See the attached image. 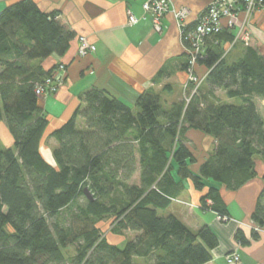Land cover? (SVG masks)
<instances>
[{"label": "trees", "instance_id": "obj_1", "mask_svg": "<svg viewBox=\"0 0 264 264\" xmlns=\"http://www.w3.org/2000/svg\"><path fill=\"white\" fill-rule=\"evenodd\" d=\"M261 1L257 11H264ZM58 16L42 12L32 0H18L0 12V122L12 139V147L0 149V264L209 263L218 240L208 227L193 232L163 213L184 181L197 191L210 181L214 186L200 197V208L229 219L219 187L237 191L256 176L254 159L264 161V123L253 102L264 101V57L247 48L227 65L224 52L206 50L205 43L216 37L234 43L232 32L207 36L196 56L207 75L194 93L187 83L183 99L167 111L151 93H141L131 107L106 90H87L72 117L50 135L57 147L49 165L40 153L48 121L39 105L48 94L38 96L36 90L63 64L45 70L41 62L63 56L75 38ZM183 44L187 72L190 47L184 38ZM217 90L242 105L212 104L209 97ZM189 129L216 143L196 174L189 170L195 160L184 139ZM136 175L138 183L129 184ZM104 220H110L114 235L135 236L123 248L108 243L97 228ZM251 221L264 228V191ZM257 233L253 229L252 239ZM235 239L247 244L241 231ZM76 244L67 258L63 251Z\"/></svg>", "mask_w": 264, "mask_h": 264}, {"label": "crops", "instance_id": "obj_2", "mask_svg": "<svg viewBox=\"0 0 264 264\" xmlns=\"http://www.w3.org/2000/svg\"><path fill=\"white\" fill-rule=\"evenodd\" d=\"M16 1L0 0V12ZM32 1L42 12H58L60 23L75 34L63 56L52 55L41 62L45 70L57 64L66 68L63 85L39 101L48 121L40 142V153L49 165L54 164L52 151L57 147L56 140L50 135L72 117L80 106L81 96L91 88L106 90L131 107L141 93H151L159 97L164 111L183 99L187 72L184 70L186 60L182 29L195 25L209 0H168L170 12L161 20L160 33L153 31L150 16L133 0ZM178 9L186 10L182 24L171 12ZM129 16L135 19L134 24L128 23ZM238 16L243 18L241 9ZM226 24L223 20L224 28ZM246 25L249 34L247 44L239 38L229 43L225 37L220 40L216 37L206 41L205 49L224 52L227 65L241 59L247 48L264 57V11L251 15ZM231 32L234 37L237 35L236 31ZM80 36L95 47V51L85 57L77 55ZM207 73L204 66L194 67V74L198 77ZM202 86L205 92V84ZM209 99L214 105H242L240 99L228 98L223 90L215 91ZM253 102L264 123V101L254 98ZM78 122L82 128L83 121ZM184 139L195 160L189 170L196 174L213 154L216 143L211 137L193 129L186 131ZM254 165L256 176L237 191L230 192L219 187L229 221H220L213 212L200 208V197L207 188L214 186L210 181L205 183L206 189L202 191H197L191 181H184V188L163 213L165 216L174 215L193 232L207 226L216 236L218 245L207 264H227L226 257L233 253L238 255L237 264H264V232L257 233L252 239L255 226L251 221L258 197L264 191V161L257 157ZM237 231H241L246 245H240L235 239Z\"/></svg>", "mask_w": 264, "mask_h": 264}, {"label": "built area", "instance_id": "obj_3", "mask_svg": "<svg viewBox=\"0 0 264 264\" xmlns=\"http://www.w3.org/2000/svg\"><path fill=\"white\" fill-rule=\"evenodd\" d=\"M135 3H139L141 9L145 14H148L151 18L152 29L156 33L161 32V20L170 12L168 0H133ZM262 1L259 0H209L204 12L196 22L195 29L185 34L182 29V40L183 38L187 41L189 49L186 52L189 55V63L187 70V83H192L194 86V93L200 86L205 76L200 78L194 74V67L196 66V56L202 53L204 38L210 35L218 34L223 29L227 30H238V34L235 39L239 36L245 44L249 40V34L245 31V23L238 21V14L240 6H242V12L246 16L256 12L262 5ZM174 18L178 21H183L186 18V11L184 10H171ZM226 20L227 24L225 28L222 26V21ZM182 21L180 24H182ZM136 21L133 17L129 16L128 23L134 24ZM182 26V25H180ZM95 51V47L90 44L87 39L83 36L78 38V57H85ZM65 69L63 65H59L58 71L53 76L46 80L45 88L39 87L36 90L38 96H44L46 94L55 93L56 90L62 85L64 78ZM54 81L55 83H53ZM186 83V84H187ZM185 84V88H186ZM221 221V219L218 217ZM229 219H223V222H227ZM259 232H264V228H255ZM239 262L238 255L233 253L226 257L227 264H237Z\"/></svg>", "mask_w": 264, "mask_h": 264}, {"label": "rangeland", "instance_id": "obj_4", "mask_svg": "<svg viewBox=\"0 0 264 264\" xmlns=\"http://www.w3.org/2000/svg\"><path fill=\"white\" fill-rule=\"evenodd\" d=\"M178 10H184L185 9H178ZM254 14V13H253ZM253 14H250L248 16H246L245 13H243V18H240L238 16V21L244 22L245 23V31H246V20L249 19V17ZM236 31V33L238 34V30H234ZM248 32V31H246ZM239 39L240 36H239ZM204 77V76H203ZM202 78V77H200ZM79 122L77 123V128L79 129ZM12 147V139L9 135V132L7 130V127L5 125L4 122H0V149L4 150L6 148H10ZM138 183V176L136 175L131 181H129V184H136ZM160 215H162V211L158 212ZM97 228L100 230L101 234L104 235V237L106 238L107 242L110 244H114V245H118L120 248H123V246L125 245L124 242L125 241H129L131 240L135 234L131 233V232H124V235H114L112 233L111 229V225H110V220H104L103 222H100L97 224ZM79 244V243H78ZM77 244L70 247L68 250L63 251L66 254V257L69 258L71 256H73L75 254V250H76ZM136 264H148L146 260H142V259H136L135 260Z\"/></svg>", "mask_w": 264, "mask_h": 264}, {"label": "water", "instance_id": "obj_5", "mask_svg": "<svg viewBox=\"0 0 264 264\" xmlns=\"http://www.w3.org/2000/svg\"><path fill=\"white\" fill-rule=\"evenodd\" d=\"M83 193H84L85 197H86L89 201H92V200H93L92 195L90 194V192H89L87 189H84V190H83Z\"/></svg>", "mask_w": 264, "mask_h": 264}]
</instances>
